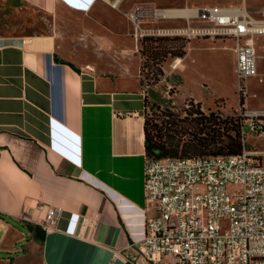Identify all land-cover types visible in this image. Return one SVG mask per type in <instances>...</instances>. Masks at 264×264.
Returning a JSON list of instances; mask_svg holds the SVG:
<instances>
[{
	"label": "crops",
	"instance_id": "1",
	"mask_svg": "<svg viewBox=\"0 0 264 264\" xmlns=\"http://www.w3.org/2000/svg\"><path fill=\"white\" fill-rule=\"evenodd\" d=\"M15 1L50 16L52 30L0 35V222L9 217L26 227L39 226L45 208L57 207V228L45 232L42 242L28 228L24 254L39 243L41 264H128L125 255L136 253L130 245L142 237L144 217L152 213L146 210L144 190L141 58L133 66L131 55L139 52L136 33L158 34L161 27L149 25L153 18L137 26L130 19L135 8L120 11L105 0ZM226 7L250 15L244 4L164 7L171 14L161 20L212 23L204 9ZM182 9L191 13H177ZM178 28L185 27L161 29ZM205 38L233 42L235 71L231 37L190 39L187 52L194 40ZM261 40L264 36L253 38L259 75ZM186 70V55L164 67L169 85L168 78L177 76L176 96L183 95ZM185 97L203 108L214 103ZM11 234L25 236L14 228Z\"/></svg>",
	"mask_w": 264,
	"mask_h": 264
},
{
	"label": "built area",
	"instance_id": "2",
	"mask_svg": "<svg viewBox=\"0 0 264 264\" xmlns=\"http://www.w3.org/2000/svg\"><path fill=\"white\" fill-rule=\"evenodd\" d=\"M165 9L137 6L130 19H165ZM160 12V13H159ZM168 12V11H167ZM213 27L157 28L158 34L203 35L235 40L239 92L258 78L255 36H264V20L239 9H204ZM142 36L135 34L136 41ZM139 38V39H138ZM253 133L264 135V112L252 111ZM245 141V138H244ZM246 142V141H245ZM264 158V153L262 154ZM244 147L236 155L166 157L146 161L144 233L125 255L128 264H264V160ZM43 210L44 206L39 205ZM61 209L45 208L38 223L45 231L57 228ZM83 223L87 218H83Z\"/></svg>",
	"mask_w": 264,
	"mask_h": 264
},
{
	"label": "rangeland",
	"instance_id": "3",
	"mask_svg": "<svg viewBox=\"0 0 264 264\" xmlns=\"http://www.w3.org/2000/svg\"><path fill=\"white\" fill-rule=\"evenodd\" d=\"M105 3L111 5L116 3L117 10H130L137 6L145 9L160 8H198L207 6H230L245 5L250 16L256 18H264V0H105ZM255 19V18H254ZM153 23V22H152ZM52 19L47 14L23 3L15 0H0V35H22L32 36L49 34L52 30ZM154 27H213V23L205 21H194L190 24L187 21H179L175 24L170 21L155 20ZM192 37L197 39L204 37ZM127 45L130 47V39H126ZM233 42L229 38L218 39L214 42L211 39L194 40L190 44V48L186 54L187 70L185 73V83L182 88V94L176 96L177 76L172 75L168 78L171 85L163 79L156 85H149L144 79L141 87L147 93L149 101V111L151 112L152 103H158L161 107L167 105L176 111L184 113V109L195 104L194 98L185 97L186 94L197 96L209 105L214 101L213 106L204 107L206 111L209 108L223 112L224 115L231 114L234 111L242 114L244 119L243 132L245 133V141L247 149L253 151L260 162H263L264 153V135H258L251 131L249 125V116L247 114L251 110L264 111V80L259 82L258 79L249 80L247 87L242 91L244 104L239 102V81L234 71V55L232 51ZM139 51V50H138ZM259 77L264 79L262 74L264 63V40L259 43ZM132 56L133 66L140 59V53L136 52ZM173 59H169L165 64V68H169V63ZM134 61V62H133ZM173 83V85H172ZM205 84L207 86H205ZM172 90V93L169 91ZM174 97V98H172ZM219 97H224L216 99ZM215 99V100H214ZM191 100L193 102H191ZM174 102V103H173ZM22 232L24 237H18L14 234L10 235L11 229ZM29 229L16 220L4 217L0 222V264H41L40 260V244L36 243L32 250H27V254L23 253V245L26 237H29ZM10 257L12 259H10Z\"/></svg>",
	"mask_w": 264,
	"mask_h": 264
},
{
	"label": "trees",
	"instance_id": "4",
	"mask_svg": "<svg viewBox=\"0 0 264 264\" xmlns=\"http://www.w3.org/2000/svg\"><path fill=\"white\" fill-rule=\"evenodd\" d=\"M189 41L190 38L180 34L142 36L139 41L140 84L143 85L144 79L149 85L159 83L165 76L164 64L169 59L184 57ZM239 102L244 104L242 90ZM151 110L145 93L144 145L147 161L166 157L236 155L247 147L243 133L245 117L237 111L226 115L211 108L206 111L200 101L191 103L184 113L169 105L161 107L155 102ZM28 228L33 231L35 239L43 241L45 231L40 226Z\"/></svg>",
	"mask_w": 264,
	"mask_h": 264
},
{
	"label": "bare ground",
	"instance_id": "5",
	"mask_svg": "<svg viewBox=\"0 0 264 264\" xmlns=\"http://www.w3.org/2000/svg\"><path fill=\"white\" fill-rule=\"evenodd\" d=\"M160 13V12H159ZM164 13H169V11H165ZM177 13H180V14H188V13H191V10L190 9H182V10H178Z\"/></svg>",
	"mask_w": 264,
	"mask_h": 264
}]
</instances>
